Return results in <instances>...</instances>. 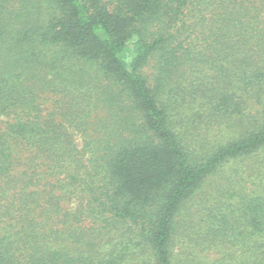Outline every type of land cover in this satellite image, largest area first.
I'll return each instance as SVG.
<instances>
[{"label": "trees", "instance_id": "obj_1", "mask_svg": "<svg viewBox=\"0 0 264 264\" xmlns=\"http://www.w3.org/2000/svg\"><path fill=\"white\" fill-rule=\"evenodd\" d=\"M0 264H264V0H0Z\"/></svg>", "mask_w": 264, "mask_h": 264}]
</instances>
